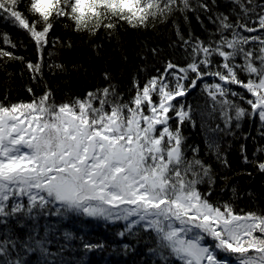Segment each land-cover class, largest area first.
<instances>
[{
  "label": "snow or ice",
  "instance_id": "6c2138e0",
  "mask_svg": "<svg viewBox=\"0 0 264 264\" xmlns=\"http://www.w3.org/2000/svg\"><path fill=\"white\" fill-rule=\"evenodd\" d=\"M19 3L0 0V15L26 30L38 52L48 44L55 18L95 35L101 28L114 29L118 21L146 27L150 19L191 10L189 0H29L28 10L38 17L30 22ZM232 4L239 9L235 21L224 13L210 17L215 32L207 43L180 35L183 46L191 48L190 62L169 61L143 86L134 80L135 94L128 100L110 86L72 103L57 105L46 91L30 102L0 104V216L22 211L24 206L15 202L9 210V201L26 196L29 211L58 203L88 216L136 217L131 224L144 222L181 264H231L218 259L216 250L238 254L237 264H264V214H236L230 205L210 203L196 187L209 167L195 156L186 158L181 133L192 116L177 98L206 76L222 82L205 83L204 90L213 108L219 105L226 126L233 119L231 110L237 121L256 114L264 122V5H257L261 11L252 19L253 0ZM199 7L211 10L207 0ZM3 41L15 47L7 35ZM5 57L23 59L0 48V58ZM27 68L34 79L42 73L40 62H29ZM238 72L247 74L246 82ZM227 85H238L252 99ZM229 96L246 99L251 113ZM259 169L264 171V162Z\"/></svg>",
  "mask_w": 264,
  "mask_h": 264
},
{
  "label": "trees",
  "instance_id": "16d2710c",
  "mask_svg": "<svg viewBox=\"0 0 264 264\" xmlns=\"http://www.w3.org/2000/svg\"><path fill=\"white\" fill-rule=\"evenodd\" d=\"M203 2L189 0L191 10L176 11L166 20L150 19L146 27L118 21L114 29L101 28L95 35L73 30L66 18H55L42 52L37 51L26 30L6 14L0 15V48L23 58H0V104L30 102L46 91L57 105L72 103L110 86L123 100L130 99L135 94L134 80L143 86L169 61L180 66L190 62L191 48L183 46L180 35L185 40L192 37L193 43L195 38L207 43L215 32L210 17L224 13L236 20L239 9L232 0H207L211 9L207 12L199 7ZM28 3L20 0L18 9L31 22L38 17L28 10ZM257 5H264V0H253L252 19L261 11ZM5 35L14 48L4 43ZM29 62L42 63L39 77L33 78L27 68ZM218 62L217 57L214 63ZM189 75L194 78V74ZM238 75L247 81L246 73ZM205 83L222 82L206 76L185 97L177 98L185 110L191 109L192 116L181 127L185 156H195L209 167V175L197 184V190L215 206L230 205L236 214H264V171L259 169V163L264 162V122L256 114L237 121L231 110L233 119L226 126L219 105L214 109L204 90ZM227 87L252 99L238 85ZM228 98L251 113L246 99ZM170 124L175 130L176 121ZM193 148L198 152L193 153ZM13 202L24 207L13 215L0 216V244L4 249L0 264H181L170 250L159 245L156 233L144 222L131 224L130 217L88 216L65 210L58 203L29 211L26 196L10 200L9 210ZM206 243L212 245L213 241L206 237ZM216 255L237 264L238 254L216 250Z\"/></svg>",
  "mask_w": 264,
  "mask_h": 264
},
{
  "label": "rangeland",
  "instance_id": "374dc122",
  "mask_svg": "<svg viewBox=\"0 0 264 264\" xmlns=\"http://www.w3.org/2000/svg\"><path fill=\"white\" fill-rule=\"evenodd\" d=\"M130 219H131V221H133V220H136L137 218H136V217H130ZM207 238H210V237H207ZM210 239H211V238H210ZM2 246H3V245L0 244V248H3ZM252 254H253V252L250 251V255H252ZM221 259H223V258H221Z\"/></svg>",
  "mask_w": 264,
  "mask_h": 264
}]
</instances>
